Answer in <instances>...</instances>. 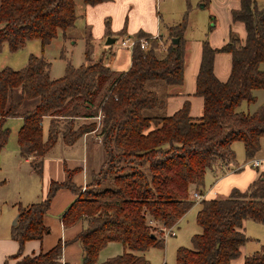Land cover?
Here are the masks:
<instances>
[{
  "label": "trees",
  "instance_id": "obj_1",
  "mask_svg": "<svg viewBox=\"0 0 264 264\" xmlns=\"http://www.w3.org/2000/svg\"><path fill=\"white\" fill-rule=\"evenodd\" d=\"M103 1L82 0L89 6ZM76 18L74 0H0V50L3 43L10 51L19 50L30 40H39L43 50L59 30L73 27ZM230 18L243 25V40L230 32L218 48L201 41L193 94L202 98L198 119L189 116L187 102L170 116L164 113L167 87L183 82L184 21L169 27L167 35L148 40L146 50L138 40L152 36L136 33L126 71L111 70L98 59L76 68L67 65L63 76L50 79L49 63L34 55L19 70H0V150L9 136L3 124L15 117L22 120L16 133L19 154L34 159L38 174L41 159L59 139L72 145L97 131L105 154L83 191L72 181L76 170L64 167V181H51L44 199L18 206L10 231L18 249L8 257L14 264H52L59 259L60 240L36 255H22V247L48 233L43 218L60 189L77 195L61 216L62 225L85 222L71 240L79 242L81 264H147L141 253L162 248V228L173 227L194 205L190 185L201 189L206 169L218 161L233 162L234 142L242 143L245 160L255 156L264 140V104L252 113L236 108L242 102L255 103L253 92L264 89V7L258 8L255 0H239ZM84 34L88 60L91 36ZM217 53L230 55L225 82L213 73ZM199 204L195 221L201 231L192 236L191 248L176 250L175 264H230L249 240L242 222L264 225V175L242 192L232 189L225 198ZM110 242L121 244V254L98 262ZM243 264H264V246Z\"/></svg>",
  "mask_w": 264,
  "mask_h": 264
},
{
  "label": "crops",
  "instance_id": "obj_2",
  "mask_svg": "<svg viewBox=\"0 0 264 264\" xmlns=\"http://www.w3.org/2000/svg\"><path fill=\"white\" fill-rule=\"evenodd\" d=\"M211 5L216 4L217 7L223 12H227L230 16V10L237 9L239 7V0H207ZM157 0H105L101 3L93 6L86 5L80 2L78 11L76 13V20L81 21L83 29L88 30L92 41L93 50L91 59H101L102 63L111 70L114 71H126L130 67V54L131 50L122 48L117 45H105V41L101 42V39L107 37H118L116 41L122 37H132L138 32H144L150 36L164 35L161 30L162 26L167 32L169 27L175 26L176 24H166L162 22L161 17L156 16ZM258 8L264 7V0L260 3L255 1ZM76 22V21H75ZM230 22L231 18H230ZM114 24V25H113ZM233 25H243L239 22L232 23ZM243 33L239 36L242 40L245 36L244 28ZM186 30V29H185ZM184 30V33H185ZM85 33V31H84ZM183 33V39L184 38ZM102 34V37H101ZM186 42V40H185ZM184 42V44H186ZM118 43V42H117ZM102 44V45H101ZM224 43H221V45ZM221 45L212 44L211 47L218 48ZM184 69H183V82L178 86H168L166 92L169 94L166 99V105L164 113L167 116L172 115L175 111L180 109L183 103L187 102L189 105V116L198 119L202 114V98L193 95L195 89V77L198 71L201 44L200 48L192 49L191 56H186L188 53L184 45ZM189 55V54H187ZM95 57V58H94ZM97 57V58H96ZM190 59V61H189ZM86 63H90L85 61ZM264 69V66H262ZM230 71V55L228 53H217L214 56L213 73L220 82H225ZM242 111V110H241ZM243 112V111H242ZM20 119V118H17ZM49 118H44V123L48 126ZM22 124V123H21ZM45 128V127H44ZM43 128V129H44ZM79 141L82 143V150L88 147L87 141L92 143L94 152H98L101 147L100 137L97 131H92L83 135ZM89 142V143H90ZM260 141V148L255 156L251 160L259 161L258 167H251L248 162L251 160H243L242 163H238L234 154V161L228 164L222 162H216L214 166L206 169L203 177V184L201 189H196L194 185H190L189 191L197 190L200 192H206V200L213 198H225L228 196L232 189L244 191L248 185L257 179L259 174L264 175V145ZM74 144V143H73ZM72 144V145H73ZM72 145H65L59 139L54 146H58L61 150L58 154H47L41 159L40 173L38 174L33 166V158L21 157L18 151L17 143L12 146L10 151H6V145L0 150V156L2 157V163L8 165L9 170L13 168L17 169L22 163H26L29 166L26 177H32L36 173L40 176V191L39 195H36L39 201L45 198L48 190L49 183L51 181L62 182L65 179L64 167L68 170H76L72 176L73 183L83 191L85 184L89 181L90 175L96 173L102 166V161L99 169L92 170L89 175L87 174L86 159H84L83 152L77 150L75 155H63L64 149L69 150ZM233 145V143H232ZM231 145V149H232ZM53 146V147H54ZM52 147V148H53ZM78 147V146H77ZM243 149V148H242ZM233 151V150H232ZM234 153V151H233ZM244 153V151H243ZM4 157H8V161L4 160ZM105 158V157H104ZM14 161V162H12ZM36 161V160H35ZM19 169V171H20ZM22 176V174H21ZM32 189L25 192L24 197L31 198ZM77 199V195L67 189L58 190L50 202V207L47 213L44 215L43 223L48 227V233L45 234L40 241L30 240L26 241L22 247V255H36L43 253L52 248L58 240L62 242V251L59 259L52 264H80L81 260V248L78 241H71L76 234L85 226V222H78L75 225L64 227L61 222V216L67 209V207ZM22 199L17 201V204L23 205ZM31 200V199H30ZM38 201V202H39ZM5 201H2L4 203ZM29 202V201H26ZM33 203V201H30ZM31 203H26L23 206H27ZM16 204V203H15ZM197 207V211L200 208L199 203H194L191 207ZM190 208V209H191ZM189 209V210H190ZM188 210V211H189ZM187 211V212H188ZM196 211V213H197ZM186 212V213H187ZM17 213V211H16ZM184 214V216L186 215ZM15 213L11 214L10 219ZM183 216V217H184ZM182 217V218H183ZM182 218L173 226V235L177 229ZM5 223V222H4ZM250 223V224H248ZM3 225V223H2ZM4 231L0 235V264H4V261L8 256H11L17 252L18 244L12 240L9 231H6L5 226L2 227ZM250 228L251 233H246V230ZM179 229V228H178ZM242 232L249 240L256 242L255 246L248 247L249 240L240 247V255L238 258L231 260L230 264H243L244 258L256 251L257 246H264V225L256 223L251 220L242 222ZM250 232V231H249ZM257 232V233H254ZM261 232V233H258ZM249 234V235H247ZM66 241V243H65ZM68 241V242H67ZM71 241V242H70ZM165 242V239H164ZM110 242L106 245H110ZM121 246V244H120ZM105 247V248H106ZM154 248V247H153ZM123 248L121 246V252ZM102 251V250H101ZM100 251V252H101ZM141 253L145 259V252ZM112 257V256H109ZM99 258V257H98ZM108 257H105V259ZM104 260V259H103ZM103 260H101L103 262ZM146 260V259H145ZM100 261V262H101ZM14 259H7V264H14ZM149 264L148 260H146Z\"/></svg>",
  "mask_w": 264,
  "mask_h": 264
},
{
  "label": "rangeland",
  "instance_id": "obj_3",
  "mask_svg": "<svg viewBox=\"0 0 264 264\" xmlns=\"http://www.w3.org/2000/svg\"><path fill=\"white\" fill-rule=\"evenodd\" d=\"M255 1L257 3L261 2V0ZM74 2L75 11L77 12L81 0H74ZM154 9H156V16L161 17V21L166 24L174 25L184 21L186 29L184 33L186 44L184 45L188 51L187 54H189H186V56L189 57L191 56L192 49L200 48L201 41L205 39L210 45H221V43L227 41L230 32L238 38L243 33V27H241V25H233V22H230V16L227 12L221 11L216 4L210 6V3L207 0H157ZM161 28L164 34L167 35L164 27L162 26ZM84 31L85 33H88V30L82 28L81 21L76 20L73 27L64 32L59 30L56 37L43 50L41 49L39 40L27 41L21 49L16 51H10L7 44L3 43L0 50V70L3 68L19 70L26 65L27 59L30 55L41 56L49 63L50 79H56L63 76L67 65L76 68L85 65V61L95 62L97 61L96 59H91L92 51H94L93 46H91L89 50L88 60H85ZM117 38L118 37L116 36V39ZM100 39L101 42L105 41V38L103 39V37ZM92 41L94 40L91 39V43ZM117 44V41H115L112 45ZM164 49L165 47L163 46L162 51H164ZM88 64L89 63H86V65ZM262 66H264V64H261L260 68H262ZM253 95L256 97L255 103L247 105L245 102H242L236 110L252 113L260 105L264 104V89L254 91ZM97 119L98 118H96V120ZM21 123L22 120L15 117L8 118L4 122V127L9 129V136L5 144L6 151H10L11 147L15 146L16 133L21 126ZM43 128V138H46V123H44ZM89 142L90 141H87L88 147H86L84 151L82 150V143L79 140H76V142L69 147V150L64 149L62 152L63 155H75L74 153L77 150L83 152L84 159H86L88 175L92 170L99 169V166L105 157L102 148L96 153L93 150L92 143ZM261 143L264 145V140H262ZM242 148L243 145L241 142H234L232 145V150L234 151L238 163H242L243 160L245 161ZM59 152H61L60 148L54 146L47 154H58ZM4 158V160L8 161V157ZM2 161V157L0 156V235L4 231L2 228L3 226H5L7 232L9 231L10 235L13 221L17 217L16 211L19 206L17 201L22 199L21 201L23 205L31 203L30 201L37 203L39 200L36 198V195H39L41 179L37 173L32 177H26V172L29 170V165L26 163H22L21 169L19 167L17 169L13 168V170H9L7 168L8 165H4ZM30 189L33 190L31 191L32 196L31 198L26 199L24 197L25 192ZM193 191L194 190L191 192L189 191V198ZM2 201L5 202L2 203ZM196 211L197 207H193L186 213L181 222L177 224V229L175 230L174 235L167 234V231H162L161 237L165 239L163 247L149 248L148 251L145 252V259L148 260L149 264H175L176 250L179 247L191 248L192 236L201 231L195 221ZM13 213L15 214L10 219L9 216ZM251 231L252 230L248 228L246 233H251ZM255 244L257 243L249 240L247 246L252 247L255 246ZM259 245L257 246L256 251L259 250ZM119 254H121L120 244L111 243L99 253L98 262L103 259V261H105L106 259L111 258L109 256L114 257ZM8 257L7 259H9ZM105 257L108 258L105 259Z\"/></svg>",
  "mask_w": 264,
  "mask_h": 264
},
{
  "label": "built area",
  "instance_id": "obj_4",
  "mask_svg": "<svg viewBox=\"0 0 264 264\" xmlns=\"http://www.w3.org/2000/svg\"><path fill=\"white\" fill-rule=\"evenodd\" d=\"M158 36L154 37H150V38H140L138 40V44H139V47L141 50H146L147 47H148V40H151V39H154V38H157ZM118 42V45L122 48H126V49H129L131 50L133 48V46L136 44V40L132 37H122L120 40L117 41ZM163 48V46H161V49ZM248 165L251 166V167H258L259 165V161L257 160H251L248 162ZM190 199L191 201H193L194 203H200L201 201H204L206 200V192H200V191H197V190H194L191 194H190ZM162 231L166 232L167 231V234H170V235H173V230L170 228V229H165V228H162Z\"/></svg>",
  "mask_w": 264,
  "mask_h": 264
},
{
  "label": "water",
  "instance_id": "obj_5",
  "mask_svg": "<svg viewBox=\"0 0 264 264\" xmlns=\"http://www.w3.org/2000/svg\"><path fill=\"white\" fill-rule=\"evenodd\" d=\"M115 41H116V38H114V37H107L106 40H105V45H112ZM177 42H178V39L175 38L173 40V43L175 44ZM16 220H17V217L14 219L13 225H15Z\"/></svg>",
  "mask_w": 264,
  "mask_h": 264
}]
</instances>
